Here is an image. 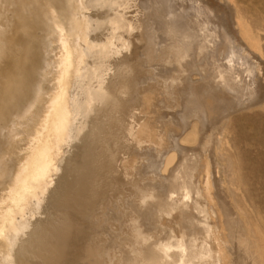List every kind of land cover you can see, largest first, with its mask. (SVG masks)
I'll return each mask as SVG.
<instances>
[{
	"label": "bare ground",
	"instance_id": "6f19581e",
	"mask_svg": "<svg viewBox=\"0 0 264 264\" xmlns=\"http://www.w3.org/2000/svg\"><path fill=\"white\" fill-rule=\"evenodd\" d=\"M263 50L236 1L0 0V264H264L224 128Z\"/></svg>",
	"mask_w": 264,
	"mask_h": 264
},
{
	"label": "rangeland",
	"instance_id": "374dc122",
	"mask_svg": "<svg viewBox=\"0 0 264 264\" xmlns=\"http://www.w3.org/2000/svg\"><path fill=\"white\" fill-rule=\"evenodd\" d=\"M224 10L229 0H210ZM237 2L242 16L249 23L251 30L264 36V0H232ZM230 0V2H232ZM264 73V50L260 62ZM232 122L227 121L226 127L229 151L235 167V185L238 190V201L246 208L259 229V236L264 242V104L251 109L242 108L230 114ZM236 121H234L233 119ZM229 129V130H228ZM228 154L220 159L221 185L229 183V171L226 161ZM211 177H214L211 175ZM251 235L254 234L251 230Z\"/></svg>",
	"mask_w": 264,
	"mask_h": 264
},
{
	"label": "snow or ice",
	"instance_id": "6c2138e0",
	"mask_svg": "<svg viewBox=\"0 0 264 264\" xmlns=\"http://www.w3.org/2000/svg\"><path fill=\"white\" fill-rule=\"evenodd\" d=\"M49 115H54V113H49ZM47 171V169H46ZM0 206H2V201H0ZM0 239H2V236H0Z\"/></svg>",
	"mask_w": 264,
	"mask_h": 264
}]
</instances>
